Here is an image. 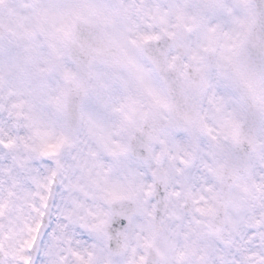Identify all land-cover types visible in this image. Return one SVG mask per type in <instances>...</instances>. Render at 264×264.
Instances as JSON below:
<instances>
[{
  "label": "clouds",
  "instance_id": "obj_1",
  "mask_svg": "<svg viewBox=\"0 0 264 264\" xmlns=\"http://www.w3.org/2000/svg\"><path fill=\"white\" fill-rule=\"evenodd\" d=\"M0 264H264V0H0Z\"/></svg>",
  "mask_w": 264,
  "mask_h": 264
},
{
  "label": "snow or ice",
  "instance_id": "obj_2",
  "mask_svg": "<svg viewBox=\"0 0 264 264\" xmlns=\"http://www.w3.org/2000/svg\"><path fill=\"white\" fill-rule=\"evenodd\" d=\"M117 226H118L117 224H113V225H112L113 228H116ZM119 226L122 227V222H121V224H120Z\"/></svg>",
  "mask_w": 264,
  "mask_h": 264
}]
</instances>
